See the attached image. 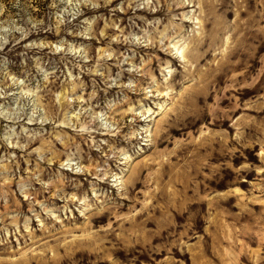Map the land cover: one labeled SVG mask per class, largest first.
Returning a JSON list of instances; mask_svg holds the SVG:
<instances>
[{
	"label": "rangeland",
	"instance_id": "1",
	"mask_svg": "<svg viewBox=\"0 0 264 264\" xmlns=\"http://www.w3.org/2000/svg\"><path fill=\"white\" fill-rule=\"evenodd\" d=\"M0 264H264V0H0Z\"/></svg>",
	"mask_w": 264,
	"mask_h": 264
},
{
	"label": "bare ground",
	"instance_id": "2",
	"mask_svg": "<svg viewBox=\"0 0 264 264\" xmlns=\"http://www.w3.org/2000/svg\"><path fill=\"white\" fill-rule=\"evenodd\" d=\"M195 58V57H194ZM197 59V58H196Z\"/></svg>",
	"mask_w": 264,
	"mask_h": 264
}]
</instances>
